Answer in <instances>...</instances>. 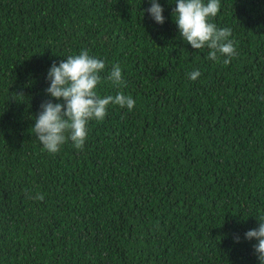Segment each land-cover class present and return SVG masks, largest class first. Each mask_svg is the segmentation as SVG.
<instances>
[{"label":"trees","instance_id":"1","mask_svg":"<svg viewBox=\"0 0 264 264\" xmlns=\"http://www.w3.org/2000/svg\"><path fill=\"white\" fill-rule=\"evenodd\" d=\"M158 3L163 24L149 0H0V264H259L244 233L264 215V0H220L227 65ZM84 49L106 65L98 94L135 107L49 153L32 132L57 102L48 69Z\"/></svg>","mask_w":264,"mask_h":264},{"label":"clouds","instance_id":"2","mask_svg":"<svg viewBox=\"0 0 264 264\" xmlns=\"http://www.w3.org/2000/svg\"><path fill=\"white\" fill-rule=\"evenodd\" d=\"M149 2L150 7L146 11L156 23L163 24V7L158 0ZM219 11L220 0H175L172 15L175 16L174 21L183 41L193 49L207 47L210 60L219 62L221 56L226 57L223 64L227 65L236 55V50L234 42L229 39L231 29L219 28L210 22V18L216 17ZM105 67L102 59L90 55L86 49L79 54L67 56L59 64H51L46 76L50 83L45 92L57 102L52 99L43 101L32 126V132L44 150L55 154L68 141H71L75 149L82 150L87 139L89 121H102L110 104L126 107L128 111L135 107L136 101L122 91H117L115 95L98 94L97 85L102 79L100 73ZM200 75L199 70H193L188 73V78L196 80ZM107 79L117 88L126 86L119 64L112 65ZM260 99L264 100V96ZM29 198L43 200L44 195L37 193L35 197ZM257 220L258 227L247 230L244 239L256 241L252 245L253 251L259 264H264V215ZM239 240V235L234 236L235 242Z\"/></svg>","mask_w":264,"mask_h":264}]
</instances>
